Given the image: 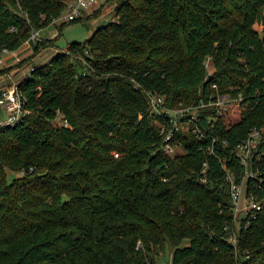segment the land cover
<instances>
[{
  "label": "trees",
  "instance_id": "1",
  "mask_svg": "<svg viewBox=\"0 0 264 264\" xmlns=\"http://www.w3.org/2000/svg\"><path fill=\"white\" fill-rule=\"evenodd\" d=\"M67 1L0 0V57L54 22ZM116 3L113 20L17 85L29 112L0 126V264H157L168 244L172 264H264V209L241 230L236 253L220 163L185 135L186 154L159 151L145 92L175 107L196 103L213 82L237 85L247 97L207 132L236 144L263 125L264 0ZM46 44L33 42L34 54ZM258 164L264 174V157Z\"/></svg>",
  "mask_w": 264,
  "mask_h": 264
},
{
  "label": "built area",
  "instance_id": "2",
  "mask_svg": "<svg viewBox=\"0 0 264 264\" xmlns=\"http://www.w3.org/2000/svg\"><path fill=\"white\" fill-rule=\"evenodd\" d=\"M95 0H68L63 13L55 20L71 22L90 10ZM43 40L40 30H34L25 42ZM67 52V50H65ZM2 58L0 57V63ZM205 67L208 76L214 74L213 58L206 59ZM84 75L87 74L85 71ZM148 98V112L158 126L162 142L158 150L169 157L184 155L189 150L184 145L183 135L187 140L190 137L198 141V149L204 151L220 163L221 171L229 186L231 211L234 217V227L228 238L229 242L239 253V234L242 229L248 228L252 221L264 209V194H260L264 182V174L259 162L264 157L263 138L264 124L255 126L248 135L231 144L230 140L213 133H208V125L215 126V121L224 114L228 104L243 100L247 97L240 86H231L222 89L217 82H213L205 91L200 90V97L196 103L171 107L167 104L166 97L155 91H145ZM26 97L18 86L5 89L0 93V106L7 114L0 121V126H13L20 122L29 111L25 109ZM209 112L205 114L206 112ZM59 120V121H58ZM58 124L69 125L66 119L58 118ZM205 121L206 125L202 123ZM119 156V153H115ZM211 165L206 158L200 171V181L208 182ZM24 174V170L18 175ZM141 241L138 246H141ZM248 256V255H247Z\"/></svg>",
  "mask_w": 264,
  "mask_h": 264
},
{
  "label": "rangeland",
  "instance_id": "3",
  "mask_svg": "<svg viewBox=\"0 0 264 264\" xmlns=\"http://www.w3.org/2000/svg\"><path fill=\"white\" fill-rule=\"evenodd\" d=\"M99 0H95V3L98 2ZM94 3V5H95ZM93 5V6H94ZM92 6V8H93ZM99 7L103 8V14L104 17H106L108 20L106 21V23H108L109 21L112 20L113 16H114V10H115V2L114 0H103L102 5L100 4ZM94 18H96V16H90L88 18H86L83 21H78V22H65L62 24V26H60L61 22L63 20L58 19L56 20V24L58 25H54V28L59 29L58 30V34L56 36V39L53 40V44L57 45L59 49L61 50H66L68 45L73 42V41H79V42H83L85 40H87L90 36H92L93 32H92V28H94L95 24L93 22H91ZM55 21V20H54ZM104 23V24H106ZM43 41H45L46 43H48V45L46 47H42L41 50L34 54V49L31 46V50L33 51L32 55L27 57L25 56L20 62H18L19 64L17 65V71L15 72V74L13 75V79L9 82V86H13L19 78H21L22 76H24L25 74H28L32 67L34 66V64L37 63H42L45 62L46 59L50 58V56H52L54 54V50H50V51H46L48 52L47 54L41 56V58H37L34 59L33 58L38 55L42 50L48 48L49 46H51L52 42L49 39H46V37H43L41 35ZM26 52V51H25ZM24 53V51H23ZM55 55V54H54ZM43 57V58H42ZM53 57V56H52ZM1 67V64H0ZM10 70V68H9ZM1 82V80H0ZM1 92V90H0ZM7 112L5 110H3L0 106V119H4L6 116ZM59 121V120H58ZM189 240H186L184 244H189ZM173 251L174 248L168 244L166 251L164 252H160L159 254L155 255V259L157 261V264H172V256H173Z\"/></svg>",
  "mask_w": 264,
  "mask_h": 264
},
{
  "label": "crops",
  "instance_id": "4",
  "mask_svg": "<svg viewBox=\"0 0 264 264\" xmlns=\"http://www.w3.org/2000/svg\"><path fill=\"white\" fill-rule=\"evenodd\" d=\"M103 0H99L98 2L95 3V5L93 6V8H91L90 10L84 12V16L86 18H88V16H96V18H94L91 22H93L95 24L94 28H92V32L95 31L99 26L103 25L104 23H106V21L108 20L106 17H104L103 14V8L99 7L100 4L102 5ZM115 2V8H116V0H114ZM96 11H99L98 14H95ZM114 14H115V10H114ZM115 17L113 16L112 20ZM56 20L54 22H52L49 26H47L46 28H43L40 30V33L43 37H46V39H51L53 40L54 38H56L57 34H58V30L57 28H54L53 26L56 24ZM63 22H61L60 26H62ZM58 25V24H56ZM55 25V26H56ZM94 33V32H93ZM50 50H54V54H57L58 52L61 51V49L58 48L57 45H54L53 43L51 44V46H49L48 48L42 50L38 55H36L34 59L37 58H41V56L45 54H47L48 52L46 51H50ZM24 51V53H23ZM26 51V52H25ZM33 53V51L31 50V45H25L23 46L21 49L16 50V51H5L1 58V67L0 69H4V68H10V70H8L7 72H4L0 75V90L1 92L5 89L11 88V86H9V82L13 79V75L15 74V72L17 71V65L19 64L18 62H20L25 56L29 57L31 56ZM45 53V54H44ZM54 54L52 56H54ZM52 56H50V58L46 59L45 62L42 63H37V64H43L48 62ZM42 57V58H43ZM36 65V64H34ZM27 74H25L24 76H22L21 78L18 79V81L13 85V86H17L18 83L26 76ZM12 86V87H13ZM0 92V93H1ZM3 110H5L3 107H1ZM6 111V110H5ZM1 121V119H0Z\"/></svg>",
  "mask_w": 264,
  "mask_h": 264
},
{
  "label": "water",
  "instance_id": "5",
  "mask_svg": "<svg viewBox=\"0 0 264 264\" xmlns=\"http://www.w3.org/2000/svg\"><path fill=\"white\" fill-rule=\"evenodd\" d=\"M262 25L264 26V20H263V24Z\"/></svg>",
  "mask_w": 264,
  "mask_h": 264
}]
</instances>
